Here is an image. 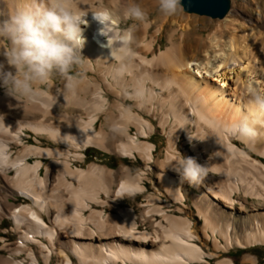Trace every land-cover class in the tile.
Wrapping results in <instances>:
<instances>
[{"label":"bare ground","instance_id":"bare-ground-1","mask_svg":"<svg viewBox=\"0 0 264 264\" xmlns=\"http://www.w3.org/2000/svg\"><path fill=\"white\" fill-rule=\"evenodd\" d=\"M242 1L250 7L233 0L221 20L163 17L152 33L153 21L124 28L123 12L132 3L147 11L156 0H77L88 13L81 26L88 60L82 77L71 73L75 91L58 95L63 81L53 77L48 95L20 103L0 87V137L10 160L0 170V227L12 218L16 233L12 240L0 229V264H213L215 257L235 264L225 253L264 246V112L252 103L264 96V0ZM102 11L111 13L110 35L126 37L133 53L122 74L93 19ZM167 22L174 27L163 47ZM198 22L200 31L211 23L209 36L198 34ZM0 63L15 71L3 55ZM138 83L147 89L142 101L131 94ZM241 115L260 133L255 140L229 130ZM159 128L167 135L163 156L149 140ZM90 147L142 165H78ZM179 153L208 167L201 182H181L170 165ZM140 194L139 203L122 206Z\"/></svg>","mask_w":264,"mask_h":264},{"label":"clouds","instance_id":"clouds-1","mask_svg":"<svg viewBox=\"0 0 264 264\" xmlns=\"http://www.w3.org/2000/svg\"><path fill=\"white\" fill-rule=\"evenodd\" d=\"M11 4L12 0H8L7 10H0V17H4L0 19V49L3 50L0 55L15 71H5V65L0 63V87L18 102L30 103L48 95L44 87L58 76L63 81V89L57 90L58 95L74 92L79 81L71 74L72 69L88 60L81 54L85 44L81 26H87L85 17L88 13L79 7L77 0H25L15 7ZM156 7L161 16L171 17L183 6L181 0H156ZM92 14L93 19L102 25L100 35L107 40L104 46L110 50L111 58L120 62L115 70L122 74L123 61L133 55L127 38L110 35V12ZM123 15L137 22H144L147 18L146 11L138 3L129 4ZM131 94L135 100L142 101L147 89L138 83ZM252 103L258 111L264 112V96L255 95ZM229 130L246 142L260 135L247 115H241ZM9 165L8 146L0 137V170ZM170 165L181 182L190 184L201 182L208 171V167L200 165L195 158L180 153Z\"/></svg>","mask_w":264,"mask_h":264},{"label":"rangeland","instance_id":"rangeland-1","mask_svg":"<svg viewBox=\"0 0 264 264\" xmlns=\"http://www.w3.org/2000/svg\"><path fill=\"white\" fill-rule=\"evenodd\" d=\"M149 1H150L149 3L153 4V2H152L153 0H149ZM234 2H235V0H234ZM236 5L238 7H240L241 9H247V8L250 7L249 5H244L242 0H236ZM146 13H147L146 20L154 22V28L152 29V33H154L156 28L162 23L163 16H161L158 13L156 5H151L150 9H148L146 11ZM177 13L178 14H183V13L188 14V12L185 11L184 7H182V10L178 11ZM195 16L197 18H199V19H201V18L203 19L204 18L206 20H215V21L216 20H221V19H214V18H211V17H208V16H201L199 14H195ZM136 24H137V21H133V20L130 19L129 22H124L122 25H123L124 28H129V27L135 26ZM163 25H164V31L165 32H163L164 33L163 34L164 38H163L161 44H163V47H165L167 45V43H168L167 40H168L169 34L172 32L171 28H173L174 26L170 22L169 23L167 22V23H165ZM206 25H207V28H205L204 31H200V28L203 27V24L201 22H198V27H197L198 34H202L205 37L209 36V33L211 32V30H213V27H211L212 26L211 23H207ZM262 47H263V50H264V45ZM82 65L83 64L75 66L72 69V72L76 71L77 72V76L82 77V74H81ZM262 66H264V60L262 62ZM54 79L56 80L57 84L58 83L60 84V80H61L60 77L55 76ZM132 104H133V102H132ZM103 120H105L104 115L102 116V120L98 124V126L101 125ZM156 123L158 124V121H156ZM136 131H137V129L135 127H133L131 132L136 135ZM27 136L35 138L36 134L33 133L32 131H28V135ZM27 136H25L26 140L28 139ZM44 140L45 141H49V139L47 137H45ZM149 140H152L153 142H155L158 145V148H157V151H156V155L157 156H163L168 144H167V135L162 134L161 128H159V130L156 133H154L152 138H149ZM34 141H35V139H34ZM86 154H87L86 162H78L77 163L78 165H81L83 167H87L92 162H98V163H101V164H108L113 169H118L123 163H126V164L132 165L134 167V171L137 168L141 167V165H142L141 158H139V160H134V159L129 158V157H121V156H118V154L105 152V151H103V150H101L100 148H97V147H90L88 150H86ZM148 187L151 190L150 192H153V189L151 187V183L150 182H148ZM141 199H142L141 194L137 197V199L135 197H128L127 199L124 200L122 206L123 207L132 206L133 202H138L139 203L138 200H141ZM249 210H250V208H249ZM140 211H141V209H138V212H140ZM190 211L193 214L195 212L194 210H190ZM175 213L179 214L178 211H176ZM194 221L197 223V225L199 227H201L202 224H203V221L199 220V217H197V216L194 219ZM4 224L5 225L0 227V229L1 230L10 231L12 233L10 238H12V240H15L16 239V233H15V231L12 230L13 224H14L13 219L9 218V217L6 218ZM146 226L150 227V224H146ZM211 248L212 247L210 245L209 246H205V249L208 252L211 251ZM225 255L231 256L235 260V262H238V264H252L251 262H245V259H248V258L252 259L255 262V264H264V246H256V247H253V248H250V249L236 248V249H233L230 253H225ZM217 259L218 258H216V257L212 258L211 259L212 263L215 264ZM51 264H55V262H52Z\"/></svg>","mask_w":264,"mask_h":264},{"label":"water","instance_id":"water-1","mask_svg":"<svg viewBox=\"0 0 264 264\" xmlns=\"http://www.w3.org/2000/svg\"><path fill=\"white\" fill-rule=\"evenodd\" d=\"M233 0H181L186 12L223 19L232 9Z\"/></svg>","mask_w":264,"mask_h":264},{"label":"trees","instance_id":"trees-1","mask_svg":"<svg viewBox=\"0 0 264 264\" xmlns=\"http://www.w3.org/2000/svg\"><path fill=\"white\" fill-rule=\"evenodd\" d=\"M235 264H238V262H235Z\"/></svg>","mask_w":264,"mask_h":264}]
</instances>
